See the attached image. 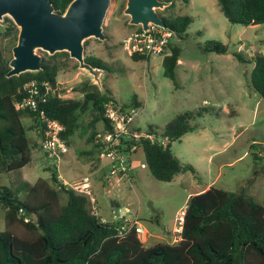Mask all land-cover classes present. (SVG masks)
I'll list each match as a JSON object with an SVG mask.
<instances>
[{"label": "rangeland", "instance_id": "obj_1", "mask_svg": "<svg viewBox=\"0 0 264 264\" xmlns=\"http://www.w3.org/2000/svg\"><path fill=\"white\" fill-rule=\"evenodd\" d=\"M125 4L126 0H110L102 23L105 39H85L84 57L93 55L103 62L99 82L95 83L108 89L119 105L137 111L134 129L144 133L151 126L162 127L179 114H190L193 130L171 141L170 148L183 163L192 165L195 173L186 171L169 182L159 181L150 175L138 148L131 155L130 173L134 180L130 176H109L106 158L81 153L90 150L91 144L79 130L71 136L68 151L62 157L48 159L38 147L34 122L24 117L27 136L33 145L37 141L32 162L2 175L1 182L17 188L41 179L50 182L48 167L56 168L58 178L60 175L66 185L89 175L98 187V212L102 218L112 219L113 199L120 206L129 207L140 219L143 233L139 237L148 247L176 241L177 220L190 194L209 186L232 192L245 189L257 202H264V96L250 83L252 63H242L233 55L240 52L253 58L256 53L264 54V23H231L220 11L217 0H176L157 8L162 19L184 14L193 18L182 38L171 39L181 48V65L171 79L163 74L162 55L136 61L122 48V39L139 26L129 24V16L123 12ZM7 19L12 21L8 16L0 21L1 33L7 30ZM210 40L225 44L227 52L204 50ZM13 43L11 34L0 36V47L7 59L12 57ZM36 52L41 57L48 54L41 49ZM75 62L69 57L67 66L57 74L58 88L64 97H80L74 87L83 80H93L86 70L74 67ZM87 120L88 114L80 118L82 123ZM96 126L101 128L102 123ZM255 152L260 158L254 159ZM249 179L251 182L246 184ZM2 212L0 209V230L4 229Z\"/></svg>", "mask_w": 264, "mask_h": 264}, {"label": "trees", "instance_id": "obj_2", "mask_svg": "<svg viewBox=\"0 0 264 264\" xmlns=\"http://www.w3.org/2000/svg\"><path fill=\"white\" fill-rule=\"evenodd\" d=\"M50 1L54 10L62 13L71 0ZM217 4L231 23L244 26L264 23V0H217ZM7 20V30L0 32V36L11 34L14 45L18 30ZM163 20L173 31L172 38H182L193 18L184 14L164 16ZM140 29L136 26L135 30ZM171 39L162 66L163 74L174 79L181 48ZM203 49L227 52V46L216 40L206 42ZM233 55L242 63H252L250 83L264 96V54L256 53L253 58L240 52ZM69 57L66 51L45 54L41 57L40 70L7 77L10 59L5 58L0 47V209L4 220V229L0 230V264H264V202H257L245 189L232 192L209 186L192 193L183 210L179 239L146 247L133 230L119 236V221H102L93 214L88 196L59 180L54 167L46 168L50 182L41 179L33 184L24 183L20 188L1 182L2 175L32 162L37 141L31 143L22 118L34 122L40 137V111L64 126L60 137L67 146L78 130L81 135L86 134L91 149L81 153L96 154L99 158L101 144L95 141L96 136L110 130L104 105L108 101L119 104L108 89L86 79L74 87L80 97H64L58 89L45 102H40L36 110L17 107L26 94L23 86L31 79L48 81L57 87V74L67 66ZM131 58L137 61L147 57L134 54ZM84 59L93 67L104 68L103 62L93 55ZM77 66L76 61L74 67ZM83 114L89 115L85 123L80 122ZM189 119L190 114H179L162 127L151 126L144 132L167 137L165 145L139 136L125 140V148L120 149L130 159L140 148L150 175L159 181L169 182L186 171L195 173L193 166L183 163L170 148L171 141L193 130ZM98 122L102 127L97 129ZM132 145H135L133 151ZM253 157L258 159L260 155L255 152ZM250 182L251 179L246 184ZM113 206L118 205L113 203Z\"/></svg>", "mask_w": 264, "mask_h": 264}, {"label": "water", "instance_id": "obj_3", "mask_svg": "<svg viewBox=\"0 0 264 264\" xmlns=\"http://www.w3.org/2000/svg\"><path fill=\"white\" fill-rule=\"evenodd\" d=\"M109 3L110 0H71L60 13L50 0H0V21L8 16L19 28L6 76L40 70L41 56L36 50L41 49L48 54L68 52L79 68L93 76L92 82L98 83L101 68L85 61L83 41L89 37L105 39L102 23ZM168 4L164 0H127L123 12L129 16V24L143 30L149 29L150 23L168 28L156 10Z\"/></svg>", "mask_w": 264, "mask_h": 264}, {"label": "built area", "instance_id": "obj_4", "mask_svg": "<svg viewBox=\"0 0 264 264\" xmlns=\"http://www.w3.org/2000/svg\"><path fill=\"white\" fill-rule=\"evenodd\" d=\"M172 36L173 31L169 28H163L150 23L149 29L143 30L141 28L140 30H133L122 39L121 43L124 51L130 56L134 54L144 57H149L154 54L164 56L167 54L168 44ZM58 89V86L53 87L48 81L31 79L24 84L23 90L26 94L22 100L17 103V107L36 110L40 102H45L47 97L50 94H54ZM104 116L108 120L110 130L98 133L95 141L101 144L99 157L108 160L107 174L109 176H130L132 179L130 173L132 165L131 158L129 159L128 154L120 149L121 147L125 148V140L129 141L131 138L145 136L155 139L162 145L168 142L167 137L146 134L134 130L133 122L137 116V111L135 109L122 108L121 105L113 101H108L104 105ZM38 121L41 124L40 127H38V132L40 133V150H42L48 159H59L69 148L60 137L61 132L64 130V126L58 120L45 115L43 111L39 112ZM134 149L135 145H132L130 150L133 151ZM68 186L80 193L86 194L89 199L91 212L99 216V208L96 197L91 190L89 176L85 175L79 180L70 183ZM183 213L184 211L179 215L177 227L175 228V232L178 233V238L181 231ZM111 215L112 219L110 221H119V226L117 228L119 236L132 230L138 237L143 233L139 217L134 211L132 212L129 207H122L120 205L113 206L111 208ZM101 220L108 221L102 217Z\"/></svg>", "mask_w": 264, "mask_h": 264}, {"label": "crops", "instance_id": "obj_5", "mask_svg": "<svg viewBox=\"0 0 264 264\" xmlns=\"http://www.w3.org/2000/svg\"><path fill=\"white\" fill-rule=\"evenodd\" d=\"M179 65H181V62H180V59L178 60V65L177 66H179ZM205 102V101H204ZM131 168H132V165H131ZM131 172V171H130ZM83 176H85V175H83ZM82 176V177H83ZM87 176H89V175H87ZM81 178V177H80ZM79 178V179H80ZM89 178H90V183H91V190H92V192H93V194L95 195V197H96V200H98V198H97V192H98V187H96V182H95V179L93 180V179H91V177L89 176ZM98 177H96V181L98 180L97 179ZM79 179H77V180H79ZM103 178H102V176L100 177V180H102ZM132 179H133V177H132ZM59 180H60V175H59ZM77 180H75V181H77ZM134 180V179H133ZM75 181H72L71 183H73V182H75ZM102 183V182H101ZM101 186L102 187H104V184H101ZM197 192H199V191H197ZM192 194V193H191ZM190 194V195H191ZM113 201V203H115V204H117V205H119V202L116 200V199H113L112 200ZM112 203V204H113ZM97 204H98V208L100 209L101 207H100V205H99V203H98V201H97ZM112 204H111V207H113L112 206ZM99 216H101L100 215V213H99ZM102 217V216H101ZM168 233V232H167ZM140 238V237H139ZM179 239V238H178Z\"/></svg>", "mask_w": 264, "mask_h": 264}, {"label": "flooded vegetation", "instance_id": "obj_6", "mask_svg": "<svg viewBox=\"0 0 264 264\" xmlns=\"http://www.w3.org/2000/svg\"><path fill=\"white\" fill-rule=\"evenodd\" d=\"M126 1H127V0H126ZM164 1H167V0H164ZM170 3H171V1H169V4H170ZM169 4H168V5H169ZM168 5H167V6H168ZM167 6H165V7H167ZM163 16H164V15H163Z\"/></svg>", "mask_w": 264, "mask_h": 264}]
</instances>
